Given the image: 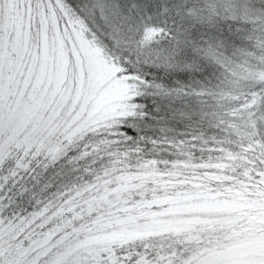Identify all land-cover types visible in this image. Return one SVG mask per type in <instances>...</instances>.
Masks as SVG:
<instances>
[{"label": "snow or ice", "instance_id": "6c2138e0", "mask_svg": "<svg viewBox=\"0 0 264 264\" xmlns=\"http://www.w3.org/2000/svg\"><path fill=\"white\" fill-rule=\"evenodd\" d=\"M0 264H264V0H0Z\"/></svg>", "mask_w": 264, "mask_h": 264}]
</instances>
